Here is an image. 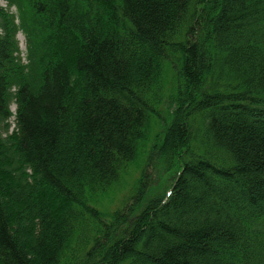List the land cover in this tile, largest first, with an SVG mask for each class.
Masks as SVG:
<instances>
[{"label": "trees", "instance_id": "obj_1", "mask_svg": "<svg viewBox=\"0 0 264 264\" xmlns=\"http://www.w3.org/2000/svg\"><path fill=\"white\" fill-rule=\"evenodd\" d=\"M4 1L0 264H264V0Z\"/></svg>", "mask_w": 264, "mask_h": 264}, {"label": "rangeland", "instance_id": "obj_2", "mask_svg": "<svg viewBox=\"0 0 264 264\" xmlns=\"http://www.w3.org/2000/svg\"><path fill=\"white\" fill-rule=\"evenodd\" d=\"M0 4L3 5V6H6V2L4 0H0ZM12 10L15 11L16 9L13 7ZM18 39L20 41V47H21V50H22V55L25 56V54H26V39H25V36H24V34L22 32H20L18 34ZM12 109H14V110L16 109V105L15 104L12 105ZM136 176H137V174H135V177ZM135 177L129 180V183L126 185L125 189L122 188L121 190H117L118 193H116V195L111 193L110 196L103 201V203H104L103 206L104 207L107 206L109 209H112L114 207H115L114 209L122 207L123 206V205H121L122 198L125 195L130 193L131 188H132V192L135 189V185H136Z\"/></svg>", "mask_w": 264, "mask_h": 264}]
</instances>
